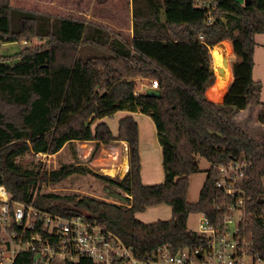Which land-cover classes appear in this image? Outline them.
<instances>
[{
    "label": "trees",
    "instance_id": "1",
    "mask_svg": "<svg viewBox=\"0 0 264 264\" xmlns=\"http://www.w3.org/2000/svg\"><path fill=\"white\" fill-rule=\"evenodd\" d=\"M131 4L132 36L123 40L101 25L15 9L10 0H0L1 42L43 40L22 48L17 58L0 56V184L12 200L65 215L86 214L118 234L140 257L162 244L177 248L199 242L187 228V219L191 212L213 211V163L244 155L255 166L249 190H259L264 144L241 130L233 117L260 103L262 85L252 72L255 36L264 33V0H219L211 23L209 13L193 0ZM224 40L233 51L232 78L216 91L222 102H213L206 95L216 83L209 50ZM137 78L157 80L159 94H147L149 88L136 93ZM119 110L139 111L154 122L162 182L141 180L133 116L118 120L116 135L102 120ZM257 120L264 124V104ZM74 141H93L92 152L100 144L124 141L127 171L121 178L110 177L71 164L45 173L17 161L27 153H57ZM198 155L210 167L198 199L190 202L189 176L199 170ZM74 172L100 178L107 193L121 202L39 192L45 179L55 182ZM159 204L170 206V219L142 222L135 216ZM256 235L264 249L262 222ZM14 264H33L31 254L19 253ZM64 264L91 262L80 258Z\"/></svg>",
    "mask_w": 264,
    "mask_h": 264
},
{
    "label": "built area",
    "instance_id": "2",
    "mask_svg": "<svg viewBox=\"0 0 264 264\" xmlns=\"http://www.w3.org/2000/svg\"><path fill=\"white\" fill-rule=\"evenodd\" d=\"M193 3L209 13L211 23L219 0ZM157 86V80H150L147 88ZM212 166L217 171V192L212 213L197 212L193 232L199 242L177 248L162 244L140 257L118 234L86 214L65 215L12 200L0 184V264H14L21 252L31 254L33 264L80 258L91 264H264V249L256 235L257 223L264 224V173L258 176L259 190L251 192L255 166L244 155Z\"/></svg>",
    "mask_w": 264,
    "mask_h": 264
},
{
    "label": "rangeland",
    "instance_id": "3",
    "mask_svg": "<svg viewBox=\"0 0 264 264\" xmlns=\"http://www.w3.org/2000/svg\"><path fill=\"white\" fill-rule=\"evenodd\" d=\"M126 24V21H122ZM132 24V23H131ZM131 28V25H126ZM126 29V28H125ZM112 34L119 36L123 40L130 39L131 31L113 29ZM19 41H0V56H7L12 59L17 58L18 52L29 46H36L43 43V40L38 37H29ZM229 45L226 53L229 63L233 59V51H231L230 41H222ZM230 44H229V43ZM223 43V44H224ZM217 45V44H216ZM215 46V45H214ZM218 46V45H217ZM219 47V46H218ZM213 46L209 53L212 62V68L215 72L216 83L214 87L209 89V95L212 97L216 90L221 88L228 80L232 78L231 66L229 64L226 69V76L222 79L216 68H214V56L212 53ZM252 77L261 82L262 88L260 93V103L256 106L247 107L243 112H238L234 117V122L248 133L257 143L264 144V124L257 120L259 108L264 104V33L256 34V49L254 54V67ZM136 91H146L150 79L137 78ZM208 93V90H207ZM117 116H107L105 121L113 132L115 131ZM93 141H74L67 143L57 153H27L17 159L21 166L26 168L43 169L45 173L59 169L63 165L83 166L91 169L93 173L104 174L110 177L121 178L125 174L123 164L126 159V150L119 142H114L110 145L100 146L95 152H92ZM199 170L189 176V189L187 199L194 202L199 197L200 189L207 175V169L210 167V162L204 157L197 156ZM48 179V177H47ZM160 183V182H159ZM40 193H54L59 195H76L95 197L106 201H119L116 197L109 195L104 187V182L91 173L74 172L59 181L52 182L49 179L44 180L39 189ZM143 213H147L144 217L148 222L155 220H168L171 218V208L167 204H159L147 207ZM138 219V218H137ZM139 220V219H138ZM141 221V220H140ZM198 215L196 212H191L187 219V228L192 231L197 230Z\"/></svg>",
    "mask_w": 264,
    "mask_h": 264
},
{
    "label": "crops",
    "instance_id": "4",
    "mask_svg": "<svg viewBox=\"0 0 264 264\" xmlns=\"http://www.w3.org/2000/svg\"><path fill=\"white\" fill-rule=\"evenodd\" d=\"M10 2L11 6L15 9H24L54 18L81 19L87 23L101 25L110 32H112L114 28L117 30H128L131 31L132 36L131 0H10ZM124 20L126 21V24L122 22ZM128 24L131 25V28L129 29L126 26ZM216 91L214 96H212L213 98H210L206 91L208 99L213 102H222L223 98L217 100L218 95L215 96ZM244 110H241L240 113ZM114 115L117 116L115 131L113 132L112 128H110L113 135L117 134L118 120L121 117L125 115H132L137 121L138 148L141 167L140 175L142 182L144 184H155L162 182L164 180V172L162 167L161 146L158 141L154 122L150 116L139 111L127 110H119L115 112ZM105 119L106 117H104L102 120L105 121ZM114 142L121 143L126 150L125 152L128 169L127 144L124 141H113V143ZM100 146H105V144H100ZM146 214L147 213H143L142 211L137 212L135 216L142 222H148L144 217Z\"/></svg>",
    "mask_w": 264,
    "mask_h": 264
},
{
    "label": "bare ground",
    "instance_id": "5",
    "mask_svg": "<svg viewBox=\"0 0 264 264\" xmlns=\"http://www.w3.org/2000/svg\"><path fill=\"white\" fill-rule=\"evenodd\" d=\"M224 43V42H223ZM219 46V45H218ZM217 45L213 46V50H212V53H213V56H214V68L217 69V66L221 64V61H222V58H223V53H227L228 51V48H229V45H227L226 43H224V46L223 47H218ZM228 67H226L227 69ZM220 76V75H219ZM123 164V167H124V170L126 171L127 169V161L125 159L124 163Z\"/></svg>",
    "mask_w": 264,
    "mask_h": 264
},
{
    "label": "water",
    "instance_id": "6",
    "mask_svg": "<svg viewBox=\"0 0 264 264\" xmlns=\"http://www.w3.org/2000/svg\"><path fill=\"white\" fill-rule=\"evenodd\" d=\"M217 45H219L220 47L224 46L223 42H220ZM229 64L230 63H229V59H228L227 55L225 53H223V58H222L221 64L217 66V71H218V73L222 79H224L226 76V67H228ZM146 93L151 94V95H158L159 94L158 90H156V89H148L146 91Z\"/></svg>",
    "mask_w": 264,
    "mask_h": 264
}]
</instances>
